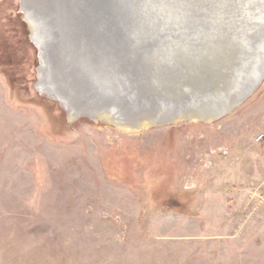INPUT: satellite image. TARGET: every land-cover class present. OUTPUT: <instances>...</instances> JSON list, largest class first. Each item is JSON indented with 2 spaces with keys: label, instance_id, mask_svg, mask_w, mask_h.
Masks as SVG:
<instances>
[{
  "label": "rangeland",
  "instance_id": "1",
  "mask_svg": "<svg viewBox=\"0 0 264 264\" xmlns=\"http://www.w3.org/2000/svg\"><path fill=\"white\" fill-rule=\"evenodd\" d=\"M37 66L0 0V264H264V78L219 119L124 130L70 120Z\"/></svg>",
  "mask_w": 264,
  "mask_h": 264
},
{
  "label": "water",
  "instance_id": "2",
  "mask_svg": "<svg viewBox=\"0 0 264 264\" xmlns=\"http://www.w3.org/2000/svg\"><path fill=\"white\" fill-rule=\"evenodd\" d=\"M45 2L20 0L37 51L35 88L70 120L87 116L124 130L210 122L264 78V0ZM57 9L82 11L86 24L72 17L60 25Z\"/></svg>",
  "mask_w": 264,
  "mask_h": 264
},
{
  "label": "bare ground",
  "instance_id": "3",
  "mask_svg": "<svg viewBox=\"0 0 264 264\" xmlns=\"http://www.w3.org/2000/svg\"><path fill=\"white\" fill-rule=\"evenodd\" d=\"M51 1H53V0H46L45 5L50 4ZM51 10H54V9H51ZM76 10L77 11H75L74 9H57L56 10L57 16H55V17H58L60 25L64 24V25L68 26L70 24V19L73 17V19H74L73 24L80 23L81 26H84L86 24V22L80 21V19H79V17H81V15H82L81 14L82 11H78V9H76ZM65 30L67 31V28ZM57 40L59 41L60 39L57 38ZM50 58L56 60L55 52L50 54ZM55 60L50 62V66H51V70H52L51 73H53L54 77L58 78L57 71H56V65H55L56 61ZM73 75H74V73H73ZM63 78H64V76H63Z\"/></svg>",
  "mask_w": 264,
  "mask_h": 264
},
{
  "label": "built area",
  "instance_id": "4",
  "mask_svg": "<svg viewBox=\"0 0 264 264\" xmlns=\"http://www.w3.org/2000/svg\"><path fill=\"white\" fill-rule=\"evenodd\" d=\"M262 137H263L262 135H259V136L256 138V141H257V142L261 141V140H262Z\"/></svg>",
  "mask_w": 264,
  "mask_h": 264
}]
</instances>
